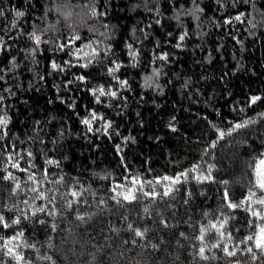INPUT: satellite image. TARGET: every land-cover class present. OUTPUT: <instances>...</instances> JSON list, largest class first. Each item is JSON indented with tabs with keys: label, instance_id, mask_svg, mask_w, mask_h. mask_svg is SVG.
<instances>
[{
	"label": "trees",
	"instance_id": "trees-1",
	"mask_svg": "<svg viewBox=\"0 0 264 264\" xmlns=\"http://www.w3.org/2000/svg\"><path fill=\"white\" fill-rule=\"evenodd\" d=\"M197 4L203 11L192 15L196 8L192 0H0L4 10L0 115L9 121L0 128V211L9 219L30 217L16 228H0V236L22 230L23 237L14 244L20 245L16 250L25 261L264 264L258 251L254 249L258 258L252 260L244 250L251 243H240L253 234L249 222L255 218L244 208L228 209L222 201L225 188L233 202L247 195L249 188L262 195L254 187L251 165L264 152V119L259 115L264 113V100L252 107L246 104L250 96L264 97V0H254V7L243 0L235 5L233 0H197ZM17 11L25 15L17 17ZM240 12L246 13L241 21L224 23ZM33 31L41 37L38 46L29 38ZM73 35L80 39L70 49L60 50L58 45ZM130 52L136 53L135 58ZM165 54L166 60L158 59ZM53 61L60 68L53 70ZM115 64L120 67L110 74L108 69ZM156 69L158 77L153 76ZM79 76L86 79L78 80ZM149 76H153L152 87L146 84ZM120 81L127 84L122 86ZM100 87L117 95L100 96L97 102L92 90ZM234 107L244 111H233ZM93 112L97 119L91 120L89 131L82 120L91 119ZM248 118L255 123L204 154L216 138L208 121L227 131L230 122ZM105 122H111V127L106 129ZM46 159L58 165H48ZM13 163L28 171L12 167ZM193 164L200 167L176 185L179 190L172 197L153 201L138 192L139 199L131 203L111 199L116 185L135 187L133 177L152 181L160 192L167 182L156 185V179L176 176ZM209 166L213 180L198 181L195 177L207 175ZM8 173L15 180H3ZM33 173L40 183L28 181ZM61 176L65 177L61 183L52 182ZM77 182L89 189L84 196L88 204L69 209L60 194ZM16 183L21 188L13 195ZM30 187L48 197L55 194V201L32 199ZM144 190H151L147 183ZM99 200L105 203L100 205ZM42 205L47 211L32 216ZM78 213L85 221L76 219ZM222 213L229 217L225 227L231 239L227 233L223 241L215 236L203 242L195 239L201 227L223 218ZM129 223L147 229L145 237H134ZM216 243L236 251V256L212 247ZM200 246L205 247L208 260L200 259ZM0 264L17 261L0 253Z\"/></svg>",
	"mask_w": 264,
	"mask_h": 264
},
{
	"label": "snow or ice",
	"instance_id": "snow-or-ice-1",
	"mask_svg": "<svg viewBox=\"0 0 264 264\" xmlns=\"http://www.w3.org/2000/svg\"><path fill=\"white\" fill-rule=\"evenodd\" d=\"M217 2L219 3L220 0H217ZM239 2H240V0H233V5H235L236 3H239ZM192 3L194 5H196V8L194 11H191L189 14L195 15V12H202L203 11V9L199 8V5L197 4V0H192ZM243 3L244 4H250L253 7L255 6L254 0H243ZM84 7L87 8L88 6L85 5ZM91 14L93 16H95L97 14L94 6L91 8ZM3 15H4V10L2 8H0V16H3ZM24 15H25V13L22 11L16 12L17 17H23ZM67 15H71V13H68ZM100 15H104V13H100ZM245 15H246V13L240 12L230 19H225L224 23L225 24H231L232 20L241 21V17L245 16ZM247 15H251V13H247ZM158 22L159 21H157V23ZM252 26L255 27L256 25L253 24ZM13 27H15V24H13ZM104 27H107V25H104ZM28 35H29V38L32 39L37 46L41 43V37L39 35H37L35 31H33L32 33H29ZM185 35H186V33L184 35H180L179 40L183 41L185 39ZM78 39H80V37L78 35H73V36L68 38V42L66 44H60V45H58V47L60 50H64L65 48L70 49L71 45H73L74 42ZM44 42L47 43V41H44ZM2 44H3V40H2V37H0V46H2ZM179 46L180 45L177 44V47H179ZM128 47L131 48V45H129ZM77 51H80V50L78 49ZM85 55H89V54L85 53ZM130 55L133 56V58H135L136 53L130 52ZM158 59L166 60L167 56H166V54L161 55L158 57ZM90 62L91 61H89V63ZM66 63H70V62H66ZM81 66L87 67V64L81 65ZM119 67H120L119 64H115V67L109 68L108 71L110 74H112L115 71H117L119 69ZM51 68L53 70H56V69L60 68V66L53 61L51 64ZM60 70L63 71L62 68ZM159 74L160 73H159L158 69L154 70L153 76L158 77ZM153 76H149L146 79V84L148 85V87H152L151 81L153 80ZM77 79L83 81L86 78L84 76H79V77H77ZM120 84L122 86H124L127 84V81H120ZM92 91H93V95L95 96L97 102L100 101V96L107 94V95H111L112 97H115L117 95V93L115 91L106 92L103 87H100V88L92 90ZM97 92L99 93V95H97ZM3 99H4V97L0 96V102H2ZM262 100H264V97H262V96H259V95L250 96L248 99V102L246 104V107H252L253 105L257 104L258 102H260ZM233 111L243 112L244 109L234 107ZM259 115L261 116L262 119H264V113H260ZM95 119H97V116L93 112L91 114V119L85 118L82 120V123L84 125L88 126L89 131H92L91 120H95ZM101 119H102V117H101ZM204 119L207 120V117H204ZM8 122L9 121H8V118L6 115H0V128L6 127ZM252 123H255V121L252 120L251 118L244 119V120H241L238 122H230V127L227 129V131H225V130L219 128L218 126H216L215 124H213L211 121H208L209 128L215 133L216 138L209 142V144L207 145V147L204 150V154L207 155L208 149H214L221 140H225L226 137L231 136L234 132H237L240 129L247 128ZM169 126L171 127V125H169ZM108 127H111V122H105V128L107 129ZM172 131H176V129L173 127ZM116 148H117V152L119 153L121 151L120 145H117ZM27 155L32 156V153L29 152V153H27ZM45 163L48 165H52V164L58 165V162L54 161L52 159H46ZM121 163H123V157H121ZM12 167L18 168L20 171H28L27 169L20 168L19 163H13ZM199 167H200L199 164H193L191 169L185 170V171L177 174L176 176L165 175L159 179H156L155 180L156 185H161L162 181L167 182V183H164L162 185L163 190L160 192L156 191L155 187H152V185H153L152 181L145 182V181L139 179L138 177H133L131 179V184L135 187H128L125 185H116V187L111 189V191L115 193V195L112 196L111 199L116 200L117 204H121V200H123L124 202H127V203H131L132 201H136L139 199V197L137 196L138 192L141 193L144 197H147V198H149V200H153V201L156 200L157 198L163 199V198H167V197H172V194L175 191L179 190L178 188H176V185H179V184L186 182V180L189 176V173L196 171ZM211 167L212 166H209L207 175L202 174L201 176L195 177V178L198 181L213 180V177L211 175ZM251 167L253 169V173L255 176L254 187L256 189H258L262 195H257V192L253 191L252 188H249L247 195H245L240 201L233 202L230 195H229L227 188H225V190L223 192V196H222V201L228 209L235 210V209H239V208H244L247 212H249L251 214L252 217L255 218V220H252L249 222V226L254 227L253 234L247 236L244 240L240 241V243L246 244V245L249 243L252 244L251 247H246V249H244V250L248 254L251 255L252 260H256L258 257L256 255V252L254 251V249L256 251H258L262 256H264V152L260 153V155L255 159V161L253 162ZM43 175H44V178L48 177L49 173H48L47 168L44 169ZM104 178H107V177H104ZM2 179L5 181L15 180V177L12 176L11 173H8V175L4 176ZM64 179H65V177L61 176L57 180L52 181V182L53 183H61ZM28 181H31L34 184L40 183L39 181L36 180L34 173L30 174L28 176ZM145 183H147L149 185V187L151 188L150 191L144 190V184ZM222 183L224 185H227L228 182L223 181ZM20 188H21V185L19 183H16L14 188L12 189V194L16 195L17 192L20 190ZM118 188H123L124 191L119 192V191H117ZM28 191H30L31 193L34 194L32 197V199H34V200L35 199L47 200L48 203H52L56 199L55 194L51 197H48V196H46L45 192L41 191L37 187H30L28 189ZM49 191H51V190H49ZM88 191H89L88 188H84L82 185H79V182H77V184L70 187L67 192L61 193L60 199H61V201H63L66 204V206L69 209H71L73 207V205H77V206L80 204L87 205L88 201L86 199H84V196H85V193ZM118 197H119V199H118ZM186 202L187 201H185V203ZM23 203L25 205H27L29 203V201L24 200ZM104 203H105L104 200L98 201V204H100V205H103ZM121 206H123V205H121ZM14 207L18 208V206H14ZM4 208H7V205H4ZM8 210L12 211V209H8ZM46 211H47L46 205L38 206L32 212V216H35L37 213L46 212ZM144 212L147 213L148 209L145 208ZM205 215H207V214H205ZM222 216H223V213H222ZM29 218L30 217L27 215H23V217L14 215L13 218L9 219L4 215L3 211H0V228H3V229L16 228L17 226H19L22 219H29ZM76 219L83 222V221H85V216L78 213L76 216ZM124 219L127 220V217H125ZM228 219H229V217H227V216H223V218L218 217L217 221L215 223L210 222L207 228L201 227L199 230L200 235L195 237V239H198L201 242H203L207 237L215 236L216 238H218V240L223 241L226 233H227L228 238L231 239V233L228 232L226 227H225L227 222H228ZM257 220L260 221V223H256ZM39 222L41 224L45 223L44 220H40ZM160 223L164 227H168V224L165 220L161 219ZM52 227H53V230H55V225H53ZM127 227L134 234V237L141 238V239H143L145 237V233L148 231L147 229L141 230L140 228H134L131 223H129L127 225ZM208 229H211V231H209ZM181 235L183 236L184 234L181 233ZM22 237H23V231L22 230L16 231L14 235L7 237V238H5L4 236H0V241H3V244L0 245V253L11 256L13 259H15L17 261V264H21V262H24V264H31L30 261H25V257L23 255H21V253L19 251L16 250L17 248L20 247V245L14 244V242L17 241L19 238H22ZM125 243H127V241H125ZM132 243H135V239L132 241ZM27 247L35 248V245L34 244H27ZM153 247H156V245H153ZM212 247L217 248V249H222L224 254L228 257H234L237 254L236 251L230 250L226 245H222L221 243L213 244ZM198 255H199L200 259H202V260H208L209 259V257L207 255H205V247L204 246H200L198 248ZM43 259L50 260L51 257L45 256V257H43Z\"/></svg>",
	"mask_w": 264,
	"mask_h": 264
}]
</instances>
